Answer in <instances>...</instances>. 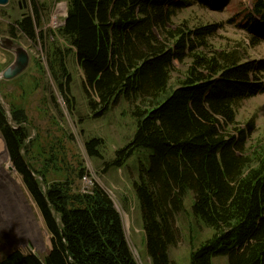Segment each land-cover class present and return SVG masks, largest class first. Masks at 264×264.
<instances>
[{
	"label": "trees",
	"instance_id": "trees-1",
	"mask_svg": "<svg viewBox=\"0 0 264 264\" xmlns=\"http://www.w3.org/2000/svg\"><path fill=\"white\" fill-rule=\"evenodd\" d=\"M67 1L61 35L84 72L92 112L105 115L124 99L136 122L131 141L109 166L122 168L145 153L134 189L152 263L177 264L170 251L180 242L178 218L188 216L200 233H210L198 244L192 235L189 264H214L217 257L264 264V142L252 144L254 122L245 129L237 122L241 103L264 93V61L247 60L240 48L214 49L215 26L175 22L176 8L194 2L220 11L229 0ZM33 9L38 17L37 0ZM246 18L247 29L258 32L264 0H256ZM17 27L34 37L31 18ZM61 54L55 52V75L66 79L61 92L72 107ZM179 65L185 70L174 77ZM11 118L0 105L1 136L43 217L51 250L43 259L13 252L0 264H137L110 196L99 185L76 193L72 182H53L43 191L25 156L28 116L13 110ZM101 144L90 140L88 153L98 156Z\"/></svg>",
	"mask_w": 264,
	"mask_h": 264
},
{
	"label": "rangeland",
	"instance_id": "rangeland-1",
	"mask_svg": "<svg viewBox=\"0 0 264 264\" xmlns=\"http://www.w3.org/2000/svg\"><path fill=\"white\" fill-rule=\"evenodd\" d=\"M22 1H26L27 9H21ZM255 1L229 0L220 11L205 9L193 2L187 8L175 9V22L185 20L197 28L215 26L210 38L214 49L240 48L242 52L247 51V60L262 62L264 26L258 28V32L249 31L246 26L248 11L253 10ZM37 2L41 7L38 17L33 0H9L0 4V105L10 120L13 110L26 112L29 139L25 156L38 173L36 177L43 191L53 182H72L76 193L91 192L99 185L114 201L122 217L126 239L137 264H153L134 189L140 174L139 163L145 161V153L137 152L122 168L109 166L116 152L131 141L136 130L131 107L120 99L105 115L96 116L97 112H92L84 72L75 50L61 35L68 1ZM24 18L32 19L33 38L17 27ZM57 50L61 51L71 77L72 107L61 92L60 84L66 83V79L55 75L59 67L55 59ZM20 52L27 55L28 65L16 76L6 78L11 69L18 68ZM184 70V65L177 66L174 77ZM237 122L242 129L254 122L252 144L258 140L264 142V93L241 103ZM93 138L102 142L97 148L98 156H91L87 150ZM11 168L15 170L0 132V260L13 252L43 259L51 250L50 234L22 177L16 170L10 172ZM177 225L180 242L171 249L170 256L177 264H189L192 235L198 244L210 233L205 230L200 233L188 216L179 217ZM214 264H228V260L217 257Z\"/></svg>",
	"mask_w": 264,
	"mask_h": 264
},
{
	"label": "water",
	"instance_id": "water-1",
	"mask_svg": "<svg viewBox=\"0 0 264 264\" xmlns=\"http://www.w3.org/2000/svg\"><path fill=\"white\" fill-rule=\"evenodd\" d=\"M8 0H0V4H6ZM28 65V59L27 55L23 52L19 53V61L17 63V69L13 70L11 69L10 72H8L5 76L6 78H12L16 76L18 73H20L26 66ZM12 73V74H11Z\"/></svg>",
	"mask_w": 264,
	"mask_h": 264
},
{
	"label": "flooded vegetation",
	"instance_id": "flooded-vegetation-1",
	"mask_svg": "<svg viewBox=\"0 0 264 264\" xmlns=\"http://www.w3.org/2000/svg\"><path fill=\"white\" fill-rule=\"evenodd\" d=\"M8 2H9V0H8ZM19 5H20L21 9H24V8L27 9V7H28L26 1H22V2H20Z\"/></svg>",
	"mask_w": 264,
	"mask_h": 264
},
{
	"label": "bare ground",
	"instance_id": "bare-ground-1",
	"mask_svg": "<svg viewBox=\"0 0 264 264\" xmlns=\"http://www.w3.org/2000/svg\"><path fill=\"white\" fill-rule=\"evenodd\" d=\"M11 171H15V170H13V169L11 168V169H10V172H11Z\"/></svg>",
	"mask_w": 264,
	"mask_h": 264
}]
</instances>
